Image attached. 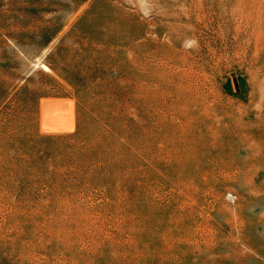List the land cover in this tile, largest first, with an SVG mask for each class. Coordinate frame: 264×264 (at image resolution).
Instances as JSON below:
<instances>
[{
  "label": "rangeland",
  "instance_id": "1",
  "mask_svg": "<svg viewBox=\"0 0 264 264\" xmlns=\"http://www.w3.org/2000/svg\"><path fill=\"white\" fill-rule=\"evenodd\" d=\"M0 264H264V0H0Z\"/></svg>",
  "mask_w": 264,
  "mask_h": 264
}]
</instances>
